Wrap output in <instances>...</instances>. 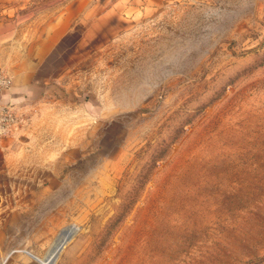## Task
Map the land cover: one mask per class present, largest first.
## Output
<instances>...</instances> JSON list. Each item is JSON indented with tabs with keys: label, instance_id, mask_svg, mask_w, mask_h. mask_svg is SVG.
<instances>
[{
	"label": "rangeland",
	"instance_id": "1",
	"mask_svg": "<svg viewBox=\"0 0 264 264\" xmlns=\"http://www.w3.org/2000/svg\"><path fill=\"white\" fill-rule=\"evenodd\" d=\"M20 55L61 83L15 110L51 149L0 160V264H264V0H0Z\"/></svg>",
	"mask_w": 264,
	"mask_h": 264
},
{
	"label": "crops",
	"instance_id": "2",
	"mask_svg": "<svg viewBox=\"0 0 264 264\" xmlns=\"http://www.w3.org/2000/svg\"><path fill=\"white\" fill-rule=\"evenodd\" d=\"M53 39L55 40L51 44L56 41V38ZM45 49L49 51L47 48ZM21 57L20 55L15 60L10 58L8 59V64H0V68L8 70L7 73L12 77L11 87L4 92H2L3 90L0 91V104L3 106H7L6 104L12 105L14 110L23 116L22 121L26 123V116H30L31 110L36 111L41 107L39 104H42L41 100L43 98L58 92L61 82L59 80L44 82L33 77L34 71L32 70H34L36 64L27 56H24V59H20ZM10 66L18 69V71L16 73L10 71ZM52 102L58 112L67 111L68 107L63 104V101H49V103ZM14 136L0 139V160H2L3 164H20L23 160H49L50 142L45 143L42 147L39 143L32 140L29 141V137L26 141L20 143V141L15 140Z\"/></svg>",
	"mask_w": 264,
	"mask_h": 264
},
{
	"label": "built area",
	"instance_id": "3",
	"mask_svg": "<svg viewBox=\"0 0 264 264\" xmlns=\"http://www.w3.org/2000/svg\"><path fill=\"white\" fill-rule=\"evenodd\" d=\"M11 80L0 72V90H8ZM18 126V117L11 105L0 106V139L11 136Z\"/></svg>",
	"mask_w": 264,
	"mask_h": 264
},
{
	"label": "water",
	"instance_id": "4",
	"mask_svg": "<svg viewBox=\"0 0 264 264\" xmlns=\"http://www.w3.org/2000/svg\"><path fill=\"white\" fill-rule=\"evenodd\" d=\"M75 231H72L70 233L67 234L66 238L58 245V247L56 248V250L53 252V254L48 258V259H44L45 255L43 258L39 259L37 257L34 256H30L32 258V260H34L37 264H55L59 253L61 252V250L63 249V247L65 246V244H67L71 238L73 237Z\"/></svg>",
	"mask_w": 264,
	"mask_h": 264
},
{
	"label": "bare ground",
	"instance_id": "5",
	"mask_svg": "<svg viewBox=\"0 0 264 264\" xmlns=\"http://www.w3.org/2000/svg\"><path fill=\"white\" fill-rule=\"evenodd\" d=\"M66 236H67V234H60L56 238V240L54 241V243L52 244V246L48 250L47 254L45 255V258H44L45 260L48 259L53 254V252L56 250V248L58 247V245L66 238Z\"/></svg>",
	"mask_w": 264,
	"mask_h": 264
}]
</instances>
